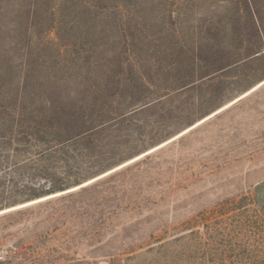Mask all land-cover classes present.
I'll return each mask as SVG.
<instances>
[{"label": "trees", "instance_id": "obj_1", "mask_svg": "<svg viewBox=\"0 0 264 264\" xmlns=\"http://www.w3.org/2000/svg\"><path fill=\"white\" fill-rule=\"evenodd\" d=\"M229 1L226 20L154 47L129 0H0V207L73 192L264 83V0ZM99 7L114 8L111 24ZM52 29L68 55L55 63L39 49ZM207 212L115 260L264 264V191Z\"/></svg>", "mask_w": 264, "mask_h": 264}, {"label": "rangeland", "instance_id": "obj_2", "mask_svg": "<svg viewBox=\"0 0 264 264\" xmlns=\"http://www.w3.org/2000/svg\"><path fill=\"white\" fill-rule=\"evenodd\" d=\"M230 4L129 0L135 25L154 47L173 30L189 33L212 24V17L226 20ZM112 8L96 12L111 24ZM186 42L191 43L188 35ZM39 45L49 63L68 57L56 29ZM154 49L151 56L165 62ZM257 84L84 188L0 207V264H125L115 259L159 244L154 241L161 229L187 221L199 225L202 212L210 218L228 198L264 191V83Z\"/></svg>", "mask_w": 264, "mask_h": 264}, {"label": "water", "instance_id": "obj_3", "mask_svg": "<svg viewBox=\"0 0 264 264\" xmlns=\"http://www.w3.org/2000/svg\"><path fill=\"white\" fill-rule=\"evenodd\" d=\"M262 84H263V83H262ZM127 164H129V163H127ZM127 164H124V165H121L120 167L114 168V169H112V170H110V171L104 173V175H101V176H98V177L94 178L93 181H90V182H88V183H86V184H84V185H80V186H78L76 189H74V190H72V191L78 190V189H80V188L83 187V186H87V185H89V184H91V183H93V182H95V181H97V180H99V179H101V178H103V177H105V176L111 174L112 172H115L116 170H118V169H120V168L126 166Z\"/></svg>", "mask_w": 264, "mask_h": 264}, {"label": "bare ground", "instance_id": "obj_4", "mask_svg": "<svg viewBox=\"0 0 264 264\" xmlns=\"http://www.w3.org/2000/svg\"><path fill=\"white\" fill-rule=\"evenodd\" d=\"M262 83H263V82H262ZM260 85H261V84H260ZM257 87H258V86H257ZM255 88H256V87H255ZM255 88H254V89H255ZM140 157H141V156H140ZM138 158H139V157H138ZM90 181H93V179L90 180ZM90 181H88V182H90ZM88 182H87V183H88ZM85 184H86V183H85ZM77 187H78V186L74 187L73 189H71V191L74 190V189H76ZM69 191H70V190H69ZM69 191H68V192H69ZM59 194H61V193H58V194H55V195H59ZM55 195H52V196H55ZM49 197H51V196H49ZM43 199H44V198H43Z\"/></svg>", "mask_w": 264, "mask_h": 264}]
</instances>
